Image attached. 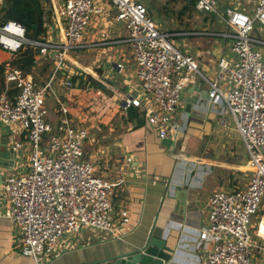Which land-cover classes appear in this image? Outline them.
Wrapping results in <instances>:
<instances>
[{"label":"built area","instance_id":"1","mask_svg":"<svg viewBox=\"0 0 264 264\" xmlns=\"http://www.w3.org/2000/svg\"><path fill=\"white\" fill-rule=\"evenodd\" d=\"M52 5L50 27L56 34L40 39L27 37L26 26L16 20L0 23V46L16 55L25 45L39 56L51 55L55 70L43 83L7 63L6 90L0 93V122L26 141H16V156L29 145V163L19 160V171L7 175L4 191L10 201L8 218L17 229L18 251L36 264L60 255L66 237L84 228L114 233L130 222L125 207L115 211L117 182L97 171L85 143L89 127L71 115L69 104L60 98L55 81L67 52L83 42L85 31L104 12V3L116 11L126 28L136 66V93L124 99V107H140L160 137L173 136L174 117L186 86L201 73L193 55L181 50L175 32L162 29L141 0H46ZM5 0H0V8ZM198 12H215L225 22L231 39V59L221 58L215 79L207 78L213 103L224 104L222 123L234 120L249 154L248 180L244 187L215 190L206 204L207 223L199 238L211 246L198 264H264V0L253 12L221 6L218 0H196ZM258 25V30L257 26ZM58 28V30H57ZM62 33L60 34V32ZM116 67L122 71L124 64ZM202 74V73H201ZM15 84L19 92L10 97ZM71 90L75 82H61ZM48 97L57 101L56 122L49 118ZM253 217L258 219L253 222ZM255 227L256 236L252 228Z\"/></svg>","mask_w":264,"mask_h":264},{"label":"crops","instance_id":"2","mask_svg":"<svg viewBox=\"0 0 264 264\" xmlns=\"http://www.w3.org/2000/svg\"><path fill=\"white\" fill-rule=\"evenodd\" d=\"M218 1L223 7L235 6L250 12L257 2ZM203 14L207 16L206 21L200 19L194 26L192 22L187 23L174 36V41L180 35L185 38L184 42L176 40L175 43L195 57L202 74L193 75L185 88L174 117L173 136L160 137L142 108L124 107L125 97L136 93V66L131 46L125 41L127 31L116 19L111 5L104 3L103 15L95 17L85 31L83 42L89 43L88 46L74 47L67 52L55 88L59 95L64 91L66 94L68 89L61 82L77 76L82 83L74 81L76 85L71 90L91 88L96 93L97 108L92 107L86 114L95 112L93 117L89 115V121L99 136L96 148L88 157L94 161L97 171L100 169L96 162L103 161L102 174L117 182L115 211L127 208L130 222L126 227L118 226L114 233L81 229L66 237L67 248L44 264H80L101 259L120 249L139 247L150 235L174 248L166 264H198L210 249L211 240L199 238L207 223L208 198L215 190L247 184L249 154L234 120L230 118L228 126L223 125L224 104L213 103L209 96L207 78L215 79L219 60L231 59L233 53L231 39L224 35L228 30L222 18L215 12ZM49 25L50 33L56 34ZM76 51L86 61H77L71 55ZM14 57L0 56V64L10 63ZM42 58L51 60L49 78L55 70V60L51 55L37 54V63ZM119 62L124 64L122 71L116 67ZM90 77L104 87L93 86ZM56 106L49 111V118L54 122L58 119ZM82 119L79 121L83 122ZM16 141L24 142L26 138L22 134L14 135L0 122V264H36L34 258L18 251L17 229L8 218L11 204L4 191V181L7 175L20 170L17 160L25 165L29 163V145L21 151L20 158L15 152V163L2 155L3 151L14 148Z\"/></svg>","mask_w":264,"mask_h":264},{"label":"rangeland","instance_id":"3","mask_svg":"<svg viewBox=\"0 0 264 264\" xmlns=\"http://www.w3.org/2000/svg\"><path fill=\"white\" fill-rule=\"evenodd\" d=\"M141 1L147 6L150 13L159 22L162 29H169L173 32H176L178 29H180V27L185 26L187 23L192 22L191 26H194L200 21V19L204 21H206L207 19V16L205 17L203 14L204 12L200 13L196 10L195 7H192V6H190L189 8H186L185 11H182L184 5L186 4L190 5V3H188V0H141ZM216 24L219 25L218 23ZM256 26L258 30V25L256 24ZM122 28L125 29L126 31V28L124 25L122 26ZM47 32H48V29H47ZM261 35L262 37H264V32H262ZM176 40L182 43L185 41V38H183L180 35L176 38ZM262 49L264 52V47ZM10 55L11 53L9 51L3 49L0 46L1 58L5 59ZM71 55H73L77 61H80V62L86 61L82 59V56L80 53H78V51L72 52ZM40 62L41 63H37V65L32 69L31 74L38 83H43L52 72L51 70L52 63H51L50 58L48 59L42 58ZM67 73L68 71L64 73V77L67 75ZM64 92L62 95H60V98L63 100H67V102L69 103L70 109H71V115L77 120H79V118L82 117L83 118L82 121L84 122V124H86L89 127L90 134L85 143V150L88 151V155H89L94 150L93 148H96V143H97L96 137L99 136L98 135L99 131L97 130V128H94V127L92 128L91 127L92 122L89 121V118L93 117L95 112L93 114H86V113H88L92 107L97 108L96 103L98 102V97L96 93L92 91L91 88L90 89L83 88L82 90L75 89V90H70V91L68 89L66 90L67 92L66 94ZM46 103L49 108V111H52L53 107L57 105L56 100L50 97H48ZM89 115L91 116L89 117ZM96 164H97V167L100 169V171L99 170L98 171L100 173H104L103 172L104 170L103 161L101 162L97 161ZM257 221L258 219L253 217V222L257 223ZM255 231H256L255 227H253L252 233L254 237L256 236Z\"/></svg>","mask_w":264,"mask_h":264},{"label":"trees","instance_id":"4","mask_svg":"<svg viewBox=\"0 0 264 264\" xmlns=\"http://www.w3.org/2000/svg\"><path fill=\"white\" fill-rule=\"evenodd\" d=\"M188 3L190 5H184L182 11H185L190 6L195 7L196 0H188ZM52 13V5L46 0H5L0 8V23L8 20L19 21L26 26L28 38L40 39L47 32ZM36 55V49L34 50L30 45H25L10 63L24 73H31L32 69L37 65ZM5 68V63L0 64V93L6 90ZM90 79L93 86L104 87L102 83L93 77H90ZM73 81L79 84L82 83L77 76L73 77ZM18 92L19 88L15 84H10L7 89L10 97H14Z\"/></svg>","mask_w":264,"mask_h":264},{"label":"water","instance_id":"5","mask_svg":"<svg viewBox=\"0 0 264 264\" xmlns=\"http://www.w3.org/2000/svg\"><path fill=\"white\" fill-rule=\"evenodd\" d=\"M2 153L4 157L10 158L11 163H15L14 148L11 147V149ZM173 252L174 248L166 245L163 239L150 235L145 243L139 247L120 249L101 259L80 264H166L171 260Z\"/></svg>","mask_w":264,"mask_h":264},{"label":"bare ground","instance_id":"6","mask_svg":"<svg viewBox=\"0 0 264 264\" xmlns=\"http://www.w3.org/2000/svg\"><path fill=\"white\" fill-rule=\"evenodd\" d=\"M260 233L264 234V220H263V222L261 223Z\"/></svg>","mask_w":264,"mask_h":264}]
</instances>
